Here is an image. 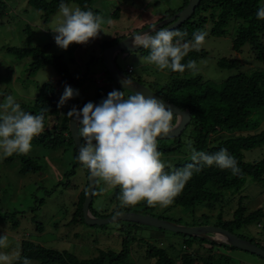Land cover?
<instances>
[{
  "label": "rangeland",
  "instance_id": "obj_1",
  "mask_svg": "<svg viewBox=\"0 0 264 264\" xmlns=\"http://www.w3.org/2000/svg\"><path fill=\"white\" fill-rule=\"evenodd\" d=\"M3 1L6 10L5 16L0 19V105L9 95H12L20 105H31L39 88L45 83L56 89L60 99L65 86H70L78 91V95L60 107V116L65 115L75 104L88 102L98 104L95 100L100 90L105 91L107 95L113 90H122L113 86L105 75L100 76L105 71L101 61L103 50L100 47L103 42L134 33L142 30L143 27L148 28L156 24L157 18L165 15L166 12L177 13L175 11L184 2V0H94L92 8L97 10L105 21L111 20L110 24L106 23L102 26L105 33L101 32L98 38L86 45L73 43L63 50L56 45L54 40L56 33L52 31L56 27L58 11L46 21L42 12L30 3L32 0ZM261 3L264 6V0ZM68 6L78 7L75 3H69ZM235 26V23L230 21L225 36H208L202 46L206 56L196 61L199 69L197 74L192 75L188 70L183 74L179 73L180 76L186 79L201 76L204 80L220 83L238 72L249 73L263 69L264 65L254 58L248 45H245L238 54L232 51L231 39L235 33ZM29 46L43 50L45 56L59 57L68 72L72 74L71 83L61 82L58 72L52 66H44L31 73L32 57L19 59L7 51V48ZM145 58L139 52H123L116 56L115 62L124 73L130 68L132 72L128 76L141 81L150 90L151 87L153 89L157 87V83L159 88L168 82L170 70H158ZM222 58L236 60L235 68H219L217 62ZM124 92L125 96L131 95L125 90ZM259 118L255 115L251 121H257ZM52 124L51 121L50 126ZM187 127L180 138V147L174 152L162 153L166 163L174 166L191 160V152L187 146V141H192L191 128ZM263 128L264 117L254 132H259ZM252 132L249 130L241 133ZM229 135L233 133L226 132L214 138L219 141L220 138ZM160 146L176 147L177 144L165 140L158 142V147ZM263 155L264 145L245 151L244 160L256 161ZM26 157L35 162L34 173L20 172L18 154L5 158L0 152V236L7 235L10 242V246L7 249H0V252L15 257V254L20 252L21 241L28 240L60 253L74 255L79 260H85L97 257L102 251L110 250L118 253L122 248L123 240L129 237L124 242L129 249L125 264H153L154 260L147 254L148 246L164 250L169 257L177 261V264L181 263V252L184 249L179 235L170 232L161 233L145 226L128 227L124 222H114L101 227L87 226L80 221L73 222L74 219L78 220L74 214L80 196L86 190L88 175L86 169L78 165V161L76 164L72 148L61 147L56 151H50L40 145L32 144V150ZM97 189L99 193L93 199L91 208L100 217H107L116 205L120 204L116 199V190L102 181L97 182ZM238 203L245 206L246 214L262 209L263 217L238 230L235 229L234 234L264 245V182H254L250 178H246L245 184L239 190L222 191V197L212 208H208L205 204L194 208L172 204L161 208L157 205L151 207L150 214L181 226L194 227L199 226L198 223H203L201 226H214L219 222L218 216L222 221L230 220ZM6 213H15L18 224L12 225V219L4 220ZM38 226L41 227L39 231ZM192 250H198L199 256L205 257L209 254L227 255L229 264H264L262 258L235 249L227 252L217 249L209 251V245H203V248L195 245ZM217 258H219L218 262ZM213 259L214 261L211 262L213 264H226L218 256ZM31 264L40 263L32 260Z\"/></svg>",
  "mask_w": 264,
  "mask_h": 264
},
{
  "label": "trees",
  "instance_id": "obj_2",
  "mask_svg": "<svg viewBox=\"0 0 264 264\" xmlns=\"http://www.w3.org/2000/svg\"><path fill=\"white\" fill-rule=\"evenodd\" d=\"M261 1L262 0H200L194 13L182 25L174 30H181L187 33L185 42L192 41L193 33L198 30L206 31L208 36L222 37L227 33L226 27L229 22L233 21L236 26L235 33L233 32L234 35L231 39L232 51L235 54H238L245 45H248L250 53L255 56L254 58L257 61L264 65V20H259L256 17L258 9L264 7ZM93 2L94 0L30 1L35 8L42 12L43 18L46 21L53 13L59 11L60 3H65L67 5L69 3H75L81 8V10H91L94 14L99 15V12L92 8ZM187 2L188 0H184L183 5L175 12L182 10ZM5 10V2L0 0V19L5 16ZM174 14V12H166L165 15L158 17L156 22L171 17ZM144 28L146 27H143V29ZM126 36L127 35L120 36L103 42L100 45L101 50L116 45ZM7 51L11 52L19 59L27 56L32 57V62L30 64L31 73H35L44 66H52L58 72L61 82L70 84L72 81V74L68 72L59 57L45 56L43 50L30 46L27 48H7ZM138 52L142 56L147 57L150 49L143 48ZM205 56L206 51L202 48L199 51L190 50L181 63L186 64L189 60L197 61ZM235 63L236 60L222 58L217 62V66L222 69H233L235 68ZM125 74L129 75L127 72H125ZM104 75L108 77L105 71ZM169 77L168 82L164 83L159 88L157 83V87L154 88L156 90L152 87L151 90L164 101L177 106L181 110L189 111L191 120L188 126L191 128L190 138L193 142V148L196 151H203L209 155L215 154L221 148H224L236 159L237 165L241 169V174L239 176H234L231 174L230 170H221L215 165L210 167L204 166L199 173H193L192 178L186 183L181 194L174 199L172 205L184 208H194L197 205L205 204L208 208H212L214 203L219 202L222 197V191L241 189L245 184L246 178H250L254 182H264V155L256 161L247 162L244 160L245 151H250L264 145V128L259 132H254L257 130L259 122L264 117V68L249 73L238 72L220 83L204 80L201 76L189 79L182 78L178 72H173L171 70L169 71ZM112 85L115 86L113 83ZM106 98L107 94L105 91L100 90L95 102L99 104ZM58 102L59 96L56 89L50 84L45 83L39 88L33 103L31 105L21 104V109L33 115L40 114V111L43 108L47 107L49 109V112L44 114L45 131L40 136L35 137L32 144L40 145L50 151H56L61 147H69L73 149L76 158L78 155L68 131V120L70 117L67 116V113L74 106L79 110L82 109L85 104H75L65 115L60 116ZM255 115L260 118L257 121H251L252 117ZM51 121L53 124L50 126ZM174 122L175 119L173 123ZM249 130L253 132L246 134L241 133L249 132ZM184 131L178 138L170 140L177 144L176 147L160 146L158 147V150L163 154L176 151L180 147V138L184 134ZM226 132L233 133V135L220 138L219 141L214 138ZM81 141L84 143L83 139H81ZM164 141L165 140H161L158 142ZM18 158H20L18 162H20L21 165V173H34L36 171V164L31 158L22 154L18 155ZM77 161L78 160L76 159V164ZM191 162V160H188L176 164L173 167L176 169H182L186 164ZM78 165H81L79 161ZM165 170L171 171V169L168 168ZM86 190L81 194L78 207L74 214L78 220L74 219L73 222L80 221L84 223L81 207ZM115 190L117 199L120 195V189L117 187ZM98 193L99 190L97 189L96 183L92 201ZM117 210L120 212H136L152 216L150 214L151 207L148 206L146 202H141L136 206L123 208L120 207V204L116 205L112 212L107 216L114 214ZM90 212L95 217H100L92 210L91 205ZM262 217V209H257L254 212L246 214L245 206L238 203L230 220L227 222L222 221L218 216L219 222L214 226L234 233L235 229L238 230L242 226L258 221ZM157 218L164 219L162 217ZM3 219H12V225H15L16 223L18 224L15 213H6ZM125 225L128 227L140 226L132 223H125ZM197 225L201 226L203 223H198ZM37 229L39 231L41 227L38 226ZM156 230L161 233L165 232L160 229ZM176 235H179L182 238L184 249V251L181 252L182 257L180 259V264H213L211 262L212 260L214 261L213 258L215 256L220 257V259L224 260L226 264H229V257L227 255L209 254L206 257L199 256L198 250H192L195 245H198L201 248H203V245H209V251L214 249L224 252L232 251L234 249L238 250L226 245H217L202 238H194L180 234ZM237 236L243 238L239 235ZM128 239L129 237L123 240L122 248L118 253L110 250L106 252L102 251L97 257L85 260H79L74 255L66 252L60 253L42 245L32 243L31 241L23 240L19 246V255L21 259L16 260L13 264H22L23 258H28L30 261H38L40 264H125L128 258L129 249L124 242ZM249 241L264 249L263 244L257 243L253 240ZM147 254H149L150 258L154 260L153 264H177V261L169 257L162 249L148 246ZM218 259L219 258L216 260L217 262L219 261Z\"/></svg>",
  "mask_w": 264,
  "mask_h": 264
},
{
  "label": "clouds",
  "instance_id": "obj_3",
  "mask_svg": "<svg viewBox=\"0 0 264 264\" xmlns=\"http://www.w3.org/2000/svg\"><path fill=\"white\" fill-rule=\"evenodd\" d=\"M256 17L264 20V7L258 9ZM106 23L110 24L111 20L105 21L91 10L60 3L56 27L52 30L56 33L55 43L63 50L73 43L86 45L101 32L105 33L102 26ZM186 36L185 31L160 29L155 35L144 33L133 37L132 44L150 49L145 59L158 70L178 73L189 70L195 75L199 70L197 62L181 61L190 50L202 48L208 33L198 30L188 42H185ZM123 83L129 85L127 80ZM75 95L78 91L65 86L58 107ZM0 109V152L5 158L13 154L27 155L32 150L33 139L45 131L44 114L49 109H41L38 115L30 114L21 109L12 95L7 96ZM67 116L74 118L78 125L77 136L84 141L76 159L97 182L102 181L112 189L119 187L117 199L122 208L141 202L150 207H168L181 194L193 173H199L204 166L215 165L221 170H230L234 176L241 174L236 159L226 149L209 155L196 151L191 140L187 141L191 163L182 169L166 163L158 150V140L169 136L176 127L173 121L178 122L179 115L155 96L141 92L125 96L124 90H113L99 104L88 102L79 110L74 106ZM121 215L119 210L115 212V217ZM9 246L7 235L0 236V249ZM20 259L19 253L13 257L0 252V264H13ZM22 264H31V261L23 258Z\"/></svg>",
  "mask_w": 264,
  "mask_h": 264
},
{
  "label": "water",
  "instance_id": "obj_4",
  "mask_svg": "<svg viewBox=\"0 0 264 264\" xmlns=\"http://www.w3.org/2000/svg\"><path fill=\"white\" fill-rule=\"evenodd\" d=\"M200 0H188L187 5L175 13L171 17L157 22L156 24L149 26L148 28L132 33L116 45L112 47L105 48L102 54V62L105 72L112 83L130 94L132 92H141L145 96H155L157 99L163 101L166 107H170L174 113L179 115V121L175 120L174 124L176 127L167 137L158 138L159 140H171L178 138L181 133L187 128L190 123L191 117L188 110H181L177 106L164 101L159 96H157L153 91L139 83L138 81L132 79L130 76L122 72L116 65V56L119 53H135L143 49L144 47L134 46L132 44V39L135 36L144 33H151L155 35V32L160 29L174 30L180 25H182L195 11ZM127 80L129 85H125L123 81ZM77 123L74 118H69L68 120V131L72 139L74 148L78 155V150L80 145H82L81 138L77 136ZM158 140V141H159ZM86 169V168H85ZM87 170V169H86ZM87 191L83 200L81 207L83 221L87 226H104L114 222H124L132 223L140 226L151 227L155 229H160L165 232H170L173 234H180L184 236L202 238L208 242H212L217 245H226L236 248L240 251L254 255L256 257L262 258L264 260V249L257 246L255 243H251L248 240L238 237L236 234L229 232L228 230L215 227V226H194L187 227L181 226L177 223L170 222L164 219H159L150 215H144L136 212H122V215L115 217V213L107 217H95L90 212V205L92 203V198L95 192V187L97 183V178L91 177L89 171L87 170ZM115 217V219H114Z\"/></svg>",
  "mask_w": 264,
  "mask_h": 264
},
{
  "label": "built area",
  "instance_id": "obj_5",
  "mask_svg": "<svg viewBox=\"0 0 264 264\" xmlns=\"http://www.w3.org/2000/svg\"><path fill=\"white\" fill-rule=\"evenodd\" d=\"M132 72V70L129 68V69H127V73H131Z\"/></svg>",
  "mask_w": 264,
  "mask_h": 264
},
{
  "label": "flooded vegetation",
  "instance_id": "obj_6",
  "mask_svg": "<svg viewBox=\"0 0 264 264\" xmlns=\"http://www.w3.org/2000/svg\"><path fill=\"white\" fill-rule=\"evenodd\" d=\"M138 31H139V30H138ZM134 33H136V32H134ZM131 34H132V33H131ZM128 35H130V34H127V36H128ZM136 81H137V80H136ZM138 82L141 83V84H143L141 81H138ZM144 86H145V85H144ZM151 91H152V90H151Z\"/></svg>",
  "mask_w": 264,
  "mask_h": 264
},
{
  "label": "crops",
  "instance_id": "obj_7",
  "mask_svg": "<svg viewBox=\"0 0 264 264\" xmlns=\"http://www.w3.org/2000/svg\"><path fill=\"white\" fill-rule=\"evenodd\" d=\"M100 76H104V74H103V73H101V75H100ZM100 76H99V77H100Z\"/></svg>",
  "mask_w": 264,
  "mask_h": 264
}]
</instances>
